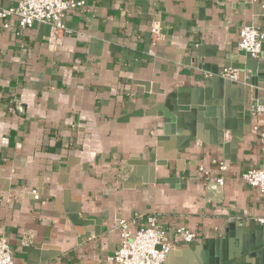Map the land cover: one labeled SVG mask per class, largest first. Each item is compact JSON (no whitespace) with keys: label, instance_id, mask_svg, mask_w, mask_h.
I'll list each match as a JSON object with an SVG mask.
<instances>
[{"label":"crops","instance_id":"1","mask_svg":"<svg viewBox=\"0 0 264 264\" xmlns=\"http://www.w3.org/2000/svg\"><path fill=\"white\" fill-rule=\"evenodd\" d=\"M263 1L86 0L67 11L61 35L0 19V237L14 264H111L118 222L149 214L169 236L178 225L198 232L162 264H204L238 248L233 221L243 233L264 225V194L241 176L264 167V112L245 131L225 96L221 127L206 111L164 105L178 89L215 90L200 52L219 73L251 58L239 32L264 31Z\"/></svg>","mask_w":264,"mask_h":264},{"label":"built area","instance_id":"2","mask_svg":"<svg viewBox=\"0 0 264 264\" xmlns=\"http://www.w3.org/2000/svg\"><path fill=\"white\" fill-rule=\"evenodd\" d=\"M86 0H17L16 5L0 8V19L4 20V27L10 28L7 19L17 17L19 27L24 30L36 22H45L52 26L55 35L68 31L65 23L66 13L71 8H80ZM261 15L264 18V1L261 4ZM156 31V30H155ZM264 43V31L256 25H244L239 32L238 50L251 58L261 54ZM224 79L238 80V70L224 68L219 73ZM251 111L253 115L264 112V103L255 102ZM217 167L220 171L227 169L224 161H219ZM200 171L204 177L209 178V171L202 166ZM242 179L252 187L264 194V167L250 168L242 173ZM217 186H223L225 179L222 174L214 178ZM36 199L39 198L37 190L32 191ZM257 222L264 224V216L257 218ZM135 219H121L116 225L120 235L119 247L106 258L111 264H162L171 249L178 243H191L198 238V232L178 225L167 234L156 214H149L146 220L137 226ZM136 228L134 229V227ZM0 264H14L13 250L5 236L0 237Z\"/></svg>","mask_w":264,"mask_h":264},{"label":"water","instance_id":"3","mask_svg":"<svg viewBox=\"0 0 264 264\" xmlns=\"http://www.w3.org/2000/svg\"><path fill=\"white\" fill-rule=\"evenodd\" d=\"M262 57H264V43L261 47ZM200 68L209 70L213 76L217 78L218 83L215 90H203L201 87H193L189 89H178L177 91L168 93L164 105L171 111L191 110L195 109L206 111L207 115H215L219 127L222 126L221 121V102L222 96H225L227 114L230 118H235L239 124L243 125L244 130L248 131L252 119V105L261 101L264 103V63L259 58H247L242 56L233 67L238 70V80L228 82L219 75V67H213L202 62L201 52L200 58L196 59ZM203 63V65H202ZM232 106V110H231ZM161 108L162 105H158ZM213 113V114H212ZM181 116V113H177ZM186 113V117L189 116ZM237 232V241L235 242L236 250L224 246L221 252L211 253L204 258V264H264V225L256 231V224L249 222V230L242 232L241 223L233 221ZM230 226V225H229ZM247 226V225H245ZM232 243V241L230 242ZM232 245H234L232 243Z\"/></svg>","mask_w":264,"mask_h":264}]
</instances>
